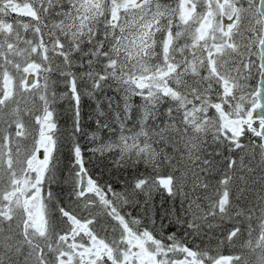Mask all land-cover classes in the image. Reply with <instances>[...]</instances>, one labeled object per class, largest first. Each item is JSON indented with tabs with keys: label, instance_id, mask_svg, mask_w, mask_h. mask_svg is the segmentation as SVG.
Wrapping results in <instances>:
<instances>
[{
	"label": "snow or ice",
	"instance_id": "obj_1",
	"mask_svg": "<svg viewBox=\"0 0 264 264\" xmlns=\"http://www.w3.org/2000/svg\"><path fill=\"white\" fill-rule=\"evenodd\" d=\"M0 264H264V0H0Z\"/></svg>",
	"mask_w": 264,
	"mask_h": 264
},
{
	"label": "trees",
	"instance_id": "obj_2",
	"mask_svg": "<svg viewBox=\"0 0 264 264\" xmlns=\"http://www.w3.org/2000/svg\"><path fill=\"white\" fill-rule=\"evenodd\" d=\"M98 175H101V182H103L104 180L107 179V175H106V173H104V170H103V167L102 166H101V169L98 170ZM221 251H222V254L223 255H230V254H232V251L230 249H227V248L222 249Z\"/></svg>",
	"mask_w": 264,
	"mask_h": 264
},
{
	"label": "water",
	"instance_id": "obj_3",
	"mask_svg": "<svg viewBox=\"0 0 264 264\" xmlns=\"http://www.w3.org/2000/svg\"><path fill=\"white\" fill-rule=\"evenodd\" d=\"M257 84H258V80H257ZM261 110L257 109V111L254 113V116L258 115L260 113Z\"/></svg>",
	"mask_w": 264,
	"mask_h": 264
}]
</instances>
